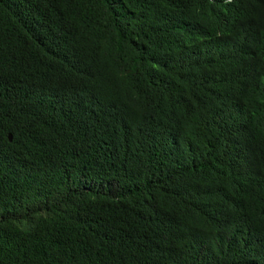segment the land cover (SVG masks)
I'll return each mask as SVG.
<instances>
[{"label": "trees", "instance_id": "trees-1", "mask_svg": "<svg viewBox=\"0 0 264 264\" xmlns=\"http://www.w3.org/2000/svg\"><path fill=\"white\" fill-rule=\"evenodd\" d=\"M0 264H264V0H0Z\"/></svg>", "mask_w": 264, "mask_h": 264}]
</instances>
